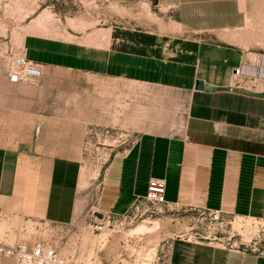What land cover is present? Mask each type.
Wrapping results in <instances>:
<instances>
[{
    "label": "crops",
    "instance_id": "obj_1",
    "mask_svg": "<svg viewBox=\"0 0 264 264\" xmlns=\"http://www.w3.org/2000/svg\"><path fill=\"white\" fill-rule=\"evenodd\" d=\"M147 1L162 11L147 27L50 33L39 26L26 31L27 22L17 49L8 47L0 27V55H24L41 76L73 70L183 94L175 128H141L108 158L94 209L125 212L159 180L166 204L264 221V57L258 60L244 32L251 6L261 0ZM241 64L244 73H234ZM3 67L0 62V219L71 221L79 207L86 121L51 108L38 88L9 81ZM0 264L13 258L0 255ZM166 264H264V254L175 237Z\"/></svg>",
    "mask_w": 264,
    "mask_h": 264
},
{
    "label": "rangeland",
    "instance_id": "obj_2",
    "mask_svg": "<svg viewBox=\"0 0 264 264\" xmlns=\"http://www.w3.org/2000/svg\"><path fill=\"white\" fill-rule=\"evenodd\" d=\"M161 12L147 0H0V27L9 38L8 47L17 49L27 22L32 27L26 31L39 26L40 32L67 28L83 33L110 24L147 27ZM248 13L244 32L250 34L259 60L264 57V0L253 4ZM19 81L38 88L51 108L86 121L79 159V207L68 222L0 219V235L6 231L11 240L43 237L72 264H166L169 243L175 237L204 236L227 244L247 241L256 231L252 218L245 223L243 217L156 203L147 196L122 213L94 209L108 158L127 147L141 128H175L184 115L183 94L73 70H50L36 82ZM96 211L105 215L101 218Z\"/></svg>",
    "mask_w": 264,
    "mask_h": 264
},
{
    "label": "built area",
    "instance_id": "obj_3",
    "mask_svg": "<svg viewBox=\"0 0 264 264\" xmlns=\"http://www.w3.org/2000/svg\"><path fill=\"white\" fill-rule=\"evenodd\" d=\"M0 58L5 60L4 74L9 81L25 80L36 82L41 77V70L36 62L19 54H3ZM234 73H244L242 64L233 68ZM35 130L37 126L35 125ZM164 185L159 180H151L147 185L145 196L156 203H165ZM1 215V214H0ZM101 213V218L104 216ZM1 217V216H0ZM4 234V233H3ZM0 235V255L13 258V264H72L61 256L55 246L43 237L19 238L13 241ZM200 239H207L203 236ZM230 248L250 250L264 254V221L257 220L256 231L247 241L227 243Z\"/></svg>",
    "mask_w": 264,
    "mask_h": 264
},
{
    "label": "water",
    "instance_id": "obj_4",
    "mask_svg": "<svg viewBox=\"0 0 264 264\" xmlns=\"http://www.w3.org/2000/svg\"><path fill=\"white\" fill-rule=\"evenodd\" d=\"M202 81L200 79H196L194 83L195 88H201ZM97 216H101V212L96 211Z\"/></svg>",
    "mask_w": 264,
    "mask_h": 264
},
{
    "label": "bare ground",
    "instance_id": "obj_5",
    "mask_svg": "<svg viewBox=\"0 0 264 264\" xmlns=\"http://www.w3.org/2000/svg\"><path fill=\"white\" fill-rule=\"evenodd\" d=\"M242 67H243V66H242ZM39 68H40V67H39ZM40 70H41V69H40ZM246 219H247V220L245 221V223H250V222H249V220L251 221V218H249V219H248V218H246ZM254 220L257 222V220H256V219H254ZM252 221H253V220H252ZM251 223H252V222H251ZM237 224H239V221L237 222ZM236 226H237V225H236ZM247 230H248V229H247Z\"/></svg>",
    "mask_w": 264,
    "mask_h": 264
}]
</instances>
